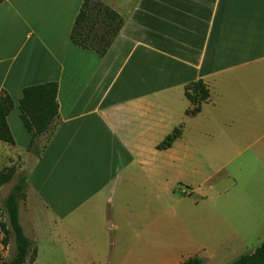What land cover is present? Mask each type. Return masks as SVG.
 <instances>
[{
  "label": "crops",
  "instance_id": "obj_1",
  "mask_svg": "<svg viewBox=\"0 0 264 264\" xmlns=\"http://www.w3.org/2000/svg\"><path fill=\"white\" fill-rule=\"evenodd\" d=\"M84 1L0 4V93L14 102L0 172L15 168L28 208L33 198L49 218L36 228L34 264L48 247L67 249L68 264L206 263L205 248L264 234V0H102L125 21L104 57L70 40ZM195 82L210 98L192 116ZM46 83L58 84L59 116L38 139L48 137L43 148L29 151L19 100ZM181 126L172 147L158 149ZM202 135L219 170L248 154L247 238L220 224L219 210L208 224L197 211Z\"/></svg>",
  "mask_w": 264,
  "mask_h": 264
},
{
  "label": "trees",
  "instance_id": "obj_2",
  "mask_svg": "<svg viewBox=\"0 0 264 264\" xmlns=\"http://www.w3.org/2000/svg\"><path fill=\"white\" fill-rule=\"evenodd\" d=\"M6 0H0V4ZM124 19L107 5L101 2L85 0L75 20L70 40L83 49L94 51L99 57H104L120 34ZM58 84L46 83L27 87L19 100L20 119L31 136L29 151H34L38 139L53 130V125L59 116ZM186 96L193 105L187 115L195 116L201 112V106L210 98L207 87L202 82L190 84ZM14 109V102L7 94L0 93V141L14 145V138L7 118ZM183 127L175 129L159 146L166 150L181 137ZM16 174L15 168H7L0 172V188L12 181ZM26 179L21 178L9 193L4 203V215L7 219L2 226L5 236L4 244L12 239L15 244V254L8 262L2 264H34L37 249H32V241L26 236L20 222V202L26 199ZM33 257L30 263L27 257L30 252ZM0 261L2 259L0 258ZM182 264H206L200 257H193ZM232 264H264V242L250 254L239 257Z\"/></svg>",
  "mask_w": 264,
  "mask_h": 264
},
{
  "label": "rangeland",
  "instance_id": "obj_3",
  "mask_svg": "<svg viewBox=\"0 0 264 264\" xmlns=\"http://www.w3.org/2000/svg\"><path fill=\"white\" fill-rule=\"evenodd\" d=\"M95 2H102V0H92ZM107 5V4H105ZM108 6V5H107ZM109 7V6H108ZM48 137L38 140L36 144L35 151L41 150L46 143ZM202 147L198 157L200 159V170L202 172V183L198 186L194 193L192 194L193 201H198L199 207L197 208L198 213H202L204 218V223L208 224L210 220V214L212 212L216 213L219 210L220 217L218 216V221L223 225H232L234 230L240 232L242 236L247 235L244 233V194H245V176L242 174L245 166L241 165L242 160L246 155L238 156L235 154V159L233 163L229 164L225 169L219 170L218 161L215 159V154L211 149V137L210 135H202L199 138ZM0 146H4L3 143ZM2 152H4L2 148ZM20 180L19 175L15 176L14 180L10 184L4 186L0 189V264L4 261H10L15 254V244L11 239L7 245L4 244L5 236L2 232V226L6 224V217L4 215V203L9 194L12 191L14 185L18 184ZM223 183V187L220 184ZM185 192L190 195L188 188H183ZM179 191H181L179 189ZM221 194H226L229 198L222 200ZM195 204V203H194ZM21 225L25 230V234L31 239L32 251L36 249L37 243V233L36 228L49 227V218L44 210L37 206L33 200L30 199L29 208L26 199L21 202ZM222 212V213H221ZM246 231V229H245ZM264 234L256 232L251 234V238L246 244H242L241 247H234L232 244L229 245H217L205 248L203 251V256L206 258V264H232L240 256L244 254H250L257 247H259L262 242ZM248 240V239H247ZM42 245V243H41ZM30 252L27 257V262L30 263L33 257V252ZM52 248L48 247L43 254L40 261L35 264H52V260L55 264H68V251L67 249L60 250V254L52 255ZM70 256V255H69Z\"/></svg>",
  "mask_w": 264,
  "mask_h": 264
}]
</instances>
